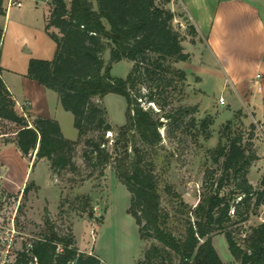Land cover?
Segmentation results:
<instances>
[{
	"label": "trees",
	"instance_id": "trees-1",
	"mask_svg": "<svg viewBox=\"0 0 264 264\" xmlns=\"http://www.w3.org/2000/svg\"><path fill=\"white\" fill-rule=\"evenodd\" d=\"M171 1L51 0L45 30L56 42L55 55L51 60L30 59L27 76L58 94L63 109L73 114L78 137L66 138L54 118L35 116L30 121L21 115L1 67L0 120L17 126L13 143L22 156L35 152L37 158L49 161L53 170L76 169L73 157L82 139V154L88 163L103 166L113 160L116 176L130 192L129 212L140 237L158 240L178 256V264H224L212 242L217 233L224 234L238 264H264V221L251 226L242 243L231 228L257 214L264 204V177L257 186L248 179L257 154L252 143L242 142L241 134L228 136L227 144L220 140L213 150L220 174L210 189L204 186V194L192 209L194 220L188 222L184 236L178 237L167 228L168 214L161 204L158 183L139 142L150 147L159 144L161 118L177 121L189 110L161 112L164 106L157 96L160 87L170 82L165 78L167 73L176 74L180 80L186 77L185 71L171 66L172 62L190 57L184 51V34L173 24L182 14L168 8ZM4 13V0H0V15ZM188 31L197 33L192 23ZM2 37L0 28V46ZM107 49L109 60L105 63ZM122 59L133 65L126 77H113L112 64ZM142 78L153 83L148 84L146 93L139 87ZM108 93L122 95L127 101V120L118 128L112 152L105 137L113 130L106 119L107 110L94 100ZM143 101L156 104L159 110L145 107ZM202 124L205 126L207 120ZM251 127L255 129L254 124ZM93 132L98 134L90 136ZM211 172L206 170V183L212 178ZM27 190L26 187L24 193ZM72 244L71 235L58 236L49 224L48 233L33 240L29 248L24 247L18 261L28 264L36 257L37 264H100L96 255L79 252ZM158 253L153 245L146 258Z\"/></svg>",
	"mask_w": 264,
	"mask_h": 264
},
{
	"label": "rangeland",
	"instance_id": "rangeland-1",
	"mask_svg": "<svg viewBox=\"0 0 264 264\" xmlns=\"http://www.w3.org/2000/svg\"><path fill=\"white\" fill-rule=\"evenodd\" d=\"M44 1H40L41 6H45L47 0ZM208 1L212 5L215 2ZM182 4L190 15H194L195 10L188 0H172L168 8L177 15L182 14L173 24L184 34V51L190 57L187 61L172 62L171 66L185 71L186 77L180 80L176 74L167 73L165 78L170 82L160 87L157 96L164 106L161 112L178 108L189 110L177 121L161 118L159 144L150 147L139 142L144 150V160L158 183L161 204L168 214L167 228L178 237L184 236L188 222L194 220L192 209L204 194V186L210 189L213 179L215 181L220 174V167L212 157L218 142L221 140L227 144L229 137L241 134L242 142L252 143L255 150L254 146L263 138L258 122L245 107L239 105V109L233 111L229 103L219 104L220 96L228 98L230 87L224 82L221 66L208 54L204 40L199 44L198 33H189L188 24L192 22ZM103 57L107 63L109 49ZM132 65L130 60L122 59L112 64L110 73L113 77L124 78ZM148 84L153 83L142 78L139 85L142 93L149 90ZM94 100L107 110L106 119L113 130L106 132L105 137L112 152L118 128L127 120L126 98L108 93L103 99L96 96ZM142 104L159 110L152 102L143 101ZM61 110L65 115L58 117L64 136L77 139L73 114ZM18 112L30 121L38 116L27 112L25 107ZM204 119L207 120L205 126L202 124ZM227 124L230 129H226ZM16 130L13 122L0 120V147L13 143ZM97 134L93 132L90 136ZM83 140L79 141L74 153L73 161L77 167L73 170H53L49 161L37 158L35 152L21 158V164L27 163L30 167L23 184L7 174L5 176L0 167V218L7 224L15 214V224L21 232L20 237H23L16 240L14 252L29 248L33 240L48 233V225L51 224L58 236L71 235L72 245L79 252H91L88 254L96 255L106 264H178V256L158 240L140 237L138 225L129 212L130 192L116 176L113 160L103 166L88 163L82 154ZM14 161L11 165L16 167L18 163ZM207 169L212 171V178L206 183ZM262 177L263 172L256 174L253 171L250 175L252 181H257V184L253 183L255 186ZM26 187L28 190L24 193ZM225 188L229 189L228 186ZM261 221H264V207H260L257 214L251 215L247 221L236 222L231 228L242 243L249 228ZM212 242L224 264H238L223 233L215 234ZM153 245L159 249L158 255L146 258L147 250Z\"/></svg>",
	"mask_w": 264,
	"mask_h": 264
},
{
	"label": "crops",
	"instance_id": "crops-1",
	"mask_svg": "<svg viewBox=\"0 0 264 264\" xmlns=\"http://www.w3.org/2000/svg\"><path fill=\"white\" fill-rule=\"evenodd\" d=\"M8 1L4 0L5 13L0 15L2 77L14 96L17 111L25 107L34 115L54 118L62 129L58 116L65 114L58 94L27 76L30 59L51 60L55 55L56 42L45 30L51 0H45V6L40 5L44 0H22L20 7H7ZM188 3L194 15L182 5L196 28L197 42L204 40L208 54L221 66L224 82L230 87L228 98L222 95L226 103L233 111L239 105L245 107L262 129L263 138L254 146L257 159L250 168V179L253 171L264 173V0ZM21 158L14 143L0 147L2 173L23 184L30 167L22 165ZM13 160L18 163L16 167L11 165Z\"/></svg>",
	"mask_w": 264,
	"mask_h": 264
},
{
	"label": "built area",
	"instance_id": "built-area-1",
	"mask_svg": "<svg viewBox=\"0 0 264 264\" xmlns=\"http://www.w3.org/2000/svg\"><path fill=\"white\" fill-rule=\"evenodd\" d=\"M21 5L22 0H9L7 7H20ZM218 101L220 105H224L226 103L223 96H220ZM262 207H264V204ZM20 235L21 232L17 229L15 224V214L12 216L11 221L7 224L4 223L3 218H0V264H22L18 261L20 252H14V244L16 240L23 239ZM28 264H37V258L33 257V260ZM100 264L106 263L100 261Z\"/></svg>",
	"mask_w": 264,
	"mask_h": 264
}]
</instances>
